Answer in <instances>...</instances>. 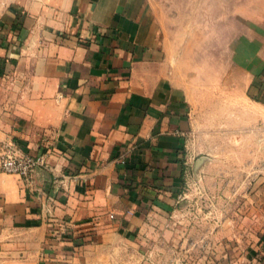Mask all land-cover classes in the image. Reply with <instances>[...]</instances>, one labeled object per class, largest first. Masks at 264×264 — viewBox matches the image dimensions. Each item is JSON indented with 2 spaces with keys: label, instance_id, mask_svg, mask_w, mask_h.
<instances>
[{
  "label": "crops",
  "instance_id": "0c3cea01",
  "mask_svg": "<svg viewBox=\"0 0 264 264\" xmlns=\"http://www.w3.org/2000/svg\"><path fill=\"white\" fill-rule=\"evenodd\" d=\"M254 55L212 89L181 70L148 0H0V154L12 142L46 158L28 182L0 169V264H105L128 250L119 244L140 250L212 134L253 129L256 146L264 41ZM262 173L224 214L235 240L202 231L218 240L201 264H264Z\"/></svg>",
  "mask_w": 264,
  "mask_h": 264
},
{
  "label": "rangeland",
  "instance_id": "374dc122",
  "mask_svg": "<svg viewBox=\"0 0 264 264\" xmlns=\"http://www.w3.org/2000/svg\"><path fill=\"white\" fill-rule=\"evenodd\" d=\"M148 2L161 20L179 67L193 76L195 84L204 82L212 89L218 83L232 84L234 73L238 74L235 66L244 74L262 49L264 0ZM241 79L243 85L244 75ZM228 129L212 134L209 154L194 161L176 209L168 216L150 218L153 226L143 236L140 250L119 244L128 250L104 253L101 260L105 264H201L203 259L216 258L217 237L205 241L202 231L215 234L221 228L222 234H230L234 222L224 219V214L237 209L235 197L247 198L250 183L261 177L264 165V157L254 151L264 154V122L257 126L256 146L253 129L236 134ZM230 236L227 240H235Z\"/></svg>",
  "mask_w": 264,
  "mask_h": 264
},
{
  "label": "built area",
  "instance_id": "2783aa9c",
  "mask_svg": "<svg viewBox=\"0 0 264 264\" xmlns=\"http://www.w3.org/2000/svg\"><path fill=\"white\" fill-rule=\"evenodd\" d=\"M45 166L46 158L43 154L21 153L12 142H4L1 145L0 169L5 173L17 175L28 182L36 169Z\"/></svg>",
  "mask_w": 264,
  "mask_h": 264
}]
</instances>
